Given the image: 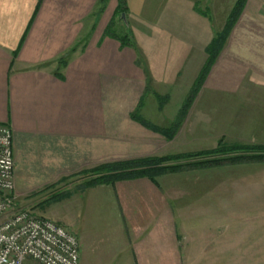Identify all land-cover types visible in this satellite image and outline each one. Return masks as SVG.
Masks as SVG:
<instances>
[{"label": "crops", "instance_id": "crops-1", "mask_svg": "<svg viewBox=\"0 0 264 264\" xmlns=\"http://www.w3.org/2000/svg\"><path fill=\"white\" fill-rule=\"evenodd\" d=\"M238 1H225L227 20ZM100 2L0 0V124L13 134L17 199L108 163L167 154L176 141L195 149L204 124L217 129L224 115L231 127L250 132L242 144L264 146V0H247L222 51L232 44L247 80L212 81L216 63L171 143L131 115L144 101L141 114L153 125L170 127L177 120L208 60L218 0H127L136 48L105 37L118 0L98 14ZM239 27L243 33L230 42ZM253 27L259 29L255 34ZM251 73L257 81L249 80ZM148 85L169 98L163 111ZM228 180H209V264H264V181L253 198L255 217L249 198L242 202L227 189L219 192ZM178 182L163 177L159 188L138 179L85 190L74 228L79 264H183L181 244L202 242L185 212L200 195L192 188L190 194H171ZM233 201L243 203L236 230ZM234 246H241L240 259Z\"/></svg>", "mask_w": 264, "mask_h": 264}, {"label": "rangeland", "instance_id": "rangeland-1", "mask_svg": "<svg viewBox=\"0 0 264 264\" xmlns=\"http://www.w3.org/2000/svg\"><path fill=\"white\" fill-rule=\"evenodd\" d=\"M109 1L110 0L103 2V0H101L100 2L101 4L99 5V8L97 10L98 14H102L104 12V10L107 8L109 4ZM225 1L226 0H218V3H217L218 10L214 11V15H215L214 22L217 24V26L215 27V31H216L215 35L224 30L226 23H227V17L230 13L228 10H225L226 9ZM233 1L235 2V0ZM205 2L202 3V7H201L203 11L208 10L209 4H206ZM119 5L120 4L118 0V7L113 13L111 20L109 21V23H107L106 28H105L104 35L105 37L110 38V39H113V38L107 35V30L113 23V20L116 24L114 29L116 30L117 35L124 36L125 34L129 32L134 36L133 30L130 27L129 22H128V17H127L128 14L125 15L126 16L125 18L123 17V20H121V17H119L117 14ZM126 5H127V1H126ZM228 7L230 8V5H228ZM127 9H128V6H127ZM252 29L254 31L253 34H255L259 30L258 28H255V27H253ZM242 33H243V29L241 27H239L238 29L236 28V30L233 32L232 39L230 42L232 43L235 42L238 36L241 35ZM113 40H116V39H113ZM118 42L120 43V41ZM78 48H79L78 46H75L70 51V53L76 52ZM123 48H130V47H123ZM231 48H232V44L230 43L229 47L226 48V51H224L223 53L221 52V54L219 55L216 61V63H218V68L216 70V73L213 76L212 81H215L217 83L218 82H228L226 76L230 77L229 82L231 81L240 82L242 79H244V81L245 79L247 80L248 75H244V76L242 75V68L240 65L241 59L235 58L233 56ZM208 59H209V56H208ZM257 77H258L257 74L251 73L249 75V80L257 81ZM191 90L187 96L186 101L188 100V97L191 94ZM147 91L153 92L152 87L150 85L147 86ZM153 93L156 94L155 92ZM156 96L159 102V110L163 111L169 102V98L168 97L163 98L157 94ZM159 97L161 99H159ZM143 104H144V101H141L139 106L137 107L135 112H133L132 115L136 114L137 117L140 118L143 122L149 124L152 129L151 128L149 129L142 124L145 128L154 132L155 134L161 135L169 143L174 142L186 115L188 114L189 110L192 107V106L190 107L185 117L179 115L177 120L170 127L161 128V127H157L153 125L152 123H150L143 117V115L141 114ZM182 109L183 107L181 108V110ZM132 115H131V118H132ZM225 117H226L225 115L221 117L222 122H219V124H217V129L212 130V127L210 128V124H204L205 128L202 131L203 138L200 140V144L195 149L192 148V145H189V146L181 145L179 147L176 141V144L170 145L171 152L164 154V155H159V156L149 157V158H161V157L170 156V155L210 151V150L216 149L222 140L224 143L231 144V145L235 144V142L236 144L237 142L240 144L247 142L249 140L247 139V137H249L250 132L244 131L240 127H231L233 123L231 124L230 121L226 122ZM207 119H208L207 122H209V116L207 117ZM181 120H182V123L180 124L179 129L176 132H174L173 138L169 139L167 137L166 131L174 130V128L176 127L175 125H177V123L179 124ZM241 125L242 124L237 125V126H241ZM211 132L216 133L217 135L216 139L215 138H212L211 140H209V138L206 139V137ZM210 144L212 145L210 146ZM182 148L184 149L186 148L187 150H181ZM179 150H181V152L177 153V151ZM193 150L195 151L192 152ZM149 158H141V159H136V160L149 159ZM136 160H130V161H136ZM119 162H126V161H119ZM113 163H117V162H113ZM108 164H112V163H108ZM81 173L75 176H72V177H68V178H73V177H76V178L69 179L66 182H62L63 180H61L58 183L53 184V185L34 188V190L31 193H29L26 197L17 199V207L19 209L29 210L39 217L52 220L64 226L67 230H69L71 233H73L78 238V236L74 232V228L76 227L77 222H79V219L77 216L79 213V196L82 195L84 191L88 189V188L87 189L84 188V184L86 182L87 177L85 178L82 176L77 177ZM213 176H217L219 182L221 181L222 183H225V180L229 179L228 180L229 182L227 184H221L218 190L219 192L220 190H222V192L225 193L227 189L228 190L227 193H229L228 195H230L232 200L234 199L242 200V202H244V201H247L249 198V205L251 208L250 215L256 217L257 200L253 198H256L258 182L264 181V163L248 161L246 163L239 164V165H225V166H215V167L213 166L210 169H193L192 170V169L186 168L185 170L179 173L167 174V175H164L158 178V184H159V181L163 177H167L170 179L177 178L180 180L177 186H174L171 188V189L174 188L176 190V192L174 193L171 192V194H174V195L176 194L179 196L190 194V192H187V191H189V188H192V190L195 193L200 195L196 199V202H193L192 204H190V206L187 205L185 212L187 216L191 215L192 217L188 220L190 224L189 229H194L195 231L200 230L202 234V236H200V238H202V242H193L189 244L180 243L184 251L185 259L183 261V264H209V255H210V249H211V246H208L209 211H210V204H211V203L209 204V201H210L209 199V180ZM194 183L198 185L194 186L193 185ZM243 184L245 185L243 186ZM227 185L228 187L226 188ZM106 186H112V185H106ZM157 187L160 188L161 187L160 184ZM194 192L192 193L195 194ZM236 203L234 202L231 204L232 207L234 208L231 214H233L234 218L238 220V221H234L235 230L241 229L240 219H241V215H242L241 213L243 209V206H242L243 203L241 202H236ZM222 206H224V204H220V207ZM90 242L91 241H89L88 243L86 241L83 244H85L84 246H89ZM234 254H235V259L236 258L240 259L241 246H234ZM25 264H34V263L32 261H26Z\"/></svg>", "mask_w": 264, "mask_h": 264}, {"label": "trees", "instance_id": "trees-1", "mask_svg": "<svg viewBox=\"0 0 264 264\" xmlns=\"http://www.w3.org/2000/svg\"><path fill=\"white\" fill-rule=\"evenodd\" d=\"M107 0H103L106 2ZM127 0H119L118 16L123 20V16L128 14L126 5ZM247 0H239L233 11L231 12L224 30L217 33L206 49L209 56L208 62L203 68L199 78L195 82L191 94L188 100L183 105L180 116L185 117L186 113L192 106L195 98L198 96L203 86L205 85L212 68L214 67L219 55L223 51L227 40L233 31L236 23L241 17ZM205 16H209V12H202ZM115 22L107 30V35L113 39L120 41L123 47L136 48L135 37L131 33H127L124 36L117 35ZM159 99H161L159 97ZM132 119L143 124L147 128L151 126L143 122L136 114L132 115ZM180 123L175 125L174 130H167L166 134L169 139L173 138L174 132L179 129ZM152 129V128H151ZM258 162L264 163V146L261 145H246V144H227L223 140L219 143L216 149L210 151H203L197 153H185L179 155H170L161 158H149L136 161L117 162L112 164H106L102 167L89 170L81 173L79 176L87 177L84 184L85 189L96 187L99 185H112L114 186L118 182L132 181L138 179H149L156 186L158 184V178L167 175L179 173L186 168L189 169H210L213 166H225V165H239L246 162ZM76 178V177H73ZM68 178L62 182H66Z\"/></svg>", "mask_w": 264, "mask_h": 264}, {"label": "built area", "instance_id": "built-area-1", "mask_svg": "<svg viewBox=\"0 0 264 264\" xmlns=\"http://www.w3.org/2000/svg\"><path fill=\"white\" fill-rule=\"evenodd\" d=\"M80 243L64 226L17 207L11 128L0 124V264H79Z\"/></svg>", "mask_w": 264, "mask_h": 264}, {"label": "water", "instance_id": "water-1", "mask_svg": "<svg viewBox=\"0 0 264 264\" xmlns=\"http://www.w3.org/2000/svg\"><path fill=\"white\" fill-rule=\"evenodd\" d=\"M123 17L125 18L126 16L124 15Z\"/></svg>", "mask_w": 264, "mask_h": 264}]
</instances>
